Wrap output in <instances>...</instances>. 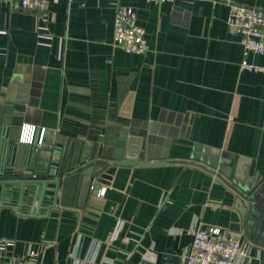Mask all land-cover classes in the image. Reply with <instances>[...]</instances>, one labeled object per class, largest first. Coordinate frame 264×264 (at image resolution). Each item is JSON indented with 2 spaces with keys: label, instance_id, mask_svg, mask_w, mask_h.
<instances>
[{
  "label": "crops",
  "instance_id": "obj_1",
  "mask_svg": "<svg viewBox=\"0 0 264 264\" xmlns=\"http://www.w3.org/2000/svg\"><path fill=\"white\" fill-rule=\"evenodd\" d=\"M120 1L145 29L144 54L113 43L110 0H48L45 11L0 0V168L59 179L56 200L35 213L0 203V243L10 241L0 259L32 249L47 264H141L149 249L155 264H182L202 224L264 264L250 238L260 223L235 192L264 198V71L240 68L226 22L228 1L264 0ZM84 164L102 167L95 192L79 185Z\"/></svg>",
  "mask_w": 264,
  "mask_h": 264
},
{
  "label": "built area",
  "instance_id": "obj_2",
  "mask_svg": "<svg viewBox=\"0 0 264 264\" xmlns=\"http://www.w3.org/2000/svg\"><path fill=\"white\" fill-rule=\"evenodd\" d=\"M12 8L23 10L45 11L48 0H2ZM114 4L113 43L129 53L144 54L150 49L145 36V29L137 23L136 12L132 6L122 4L120 0H110ZM156 3L174 0H146ZM228 13L226 22L229 28L240 37L242 45V60L240 68L252 71H264V64L249 62L247 55L250 52L264 56V8L249 6L237 2H227ZM20 138L32 142L30 127H22ZM101 190L100 193L103 192ZM38 211L35 206L32 213ZM192 241L182 264H247L250 257V245L240 241L237 237L219 226L196 224L192 230ZM10 244L3 239L2 246ZM97 250V248H96ZM141 251V264H155L152 251ZM0 264H47L36 258L34 250H29L24 259L19 262L0 259ZM98 264H106L99 262Z\"/></svg>",
  "mask_w": 264,
  "mask_h": 264
},
{
  "label": "water",
  "instance_id": "obj_3",
  "mask_svg": "<svg viewBox=\"0 0 264 264\" xmlns=\"http://www.w3.org/2000/svg\"><path fill=\"white\" fill-rule=\"evenodd\" d=\"M51 133L46 129L44 134ZM39 137V129H36L34 140ZM131 141L130 137L125 139V145ZM118 143V142H117ZM51 148V147H48ZM102 167L94 164H84L78 171L79 185L86 184L88 192H95L98 184L95 178ZM59 179L56 171H46V173H22L16 174L4 172L0 168V203L16 204L18 208L23 205L29 206L30 212L39 204H52L57 197ZM237 194L236 205L240 213L247 220L260 223L256 233H252L250 238H258L264 245V198L249 190H235Z\"/></svg>",
  "mask_w": 264,
  "mask_h": 264
}]
</instances>
